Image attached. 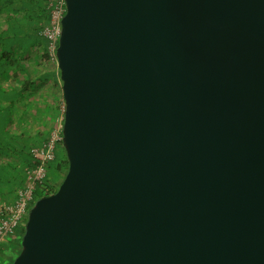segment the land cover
<instances>
[{"label": "water", "instance_id": "obj_1", "mask_svg": "<svg viewBox=\"0 0 264 264\" xmlns=\"http://www.w3.org/2000/svg\"><path fill=\"white\" fill-rule=\"evenodd\" d=\"M67 169L7 264H264V0H64Z\"/></svg>", "mask_w": 264, "mask_h": 264}, {"label": "trees", "instance_id": "obj_2", "mask_svg": "<svg viewBox=\"0 0 264 264\" xmlns=\"http://www.w3.org/2000/svg\"><path fill=\"white\" fill-rule=\"evenodd\" d=\"M47 3L48 0H0V203H12L24 185L26 171L33 166L30 151L46 141L53 124L48 115L58 112V98H52L51 105L44 99L35 112L33 109L34 91L39 84L52 82L54 92L58 88L60 91L61 86L59 71L51 64L46 42L40 35L49 20ZM35 45L41 53L34 67L19 57ZM34 116L40 117L43 125L41 131L33 133ZM66 169L65 153L59 143L54 159L46 164L45 178L34 192L33 202L54 192ZM22 235L20 224L14 232L17 252Z\"/></svg>", "mask_w": 264, "mask_h": 264}, {"label": "built area", "instance_id": "obj_3", "mask_svg": "<svg viewBox=\"0 0 264 264\" xmlns=\"http://www.w3.org/2000/svg\"><path fill=\"white\" fill-rule=\"evenodd\" d=\"M49 20L40 35L46 42L50 62L56 65L55 50L61 33V19L65 14L64 0H48ZM64 114L63 101L58 106V114L53 120L51 130L45 142L30 151L33 166L28 168L24 185L16 192L12 203H0V245L14 237L15 229L26 221L27 213L32 206L33 194L41 185L46 175V164L54 159L56 146L62 140Z\"/></svg>", "mask_w": 264, "mask_h": 264}, {"label": "crops", "instance_id": "obj_4", "mask_svg": "<svg viewBox=\"0 0 264 264\" xmlns=\"http://www.w3.org/2000/svg\"><path fill=\"white\" fill-rule=\"evenodd\" d=\"M20 53V52H19ZM40 53H41V50H40V47L38 46H32L30 48H28L27 52L22 54V56H20L19 58L23 60L24 63H27V64H30V65H33L35 67L36 64H38V57L40 56ZM57 69V67H55ZM37 66H36V70L37 71ZM33 70V71H34ZM56 71V70H55ZM37 73V72H36ZM51 83H47L45 85H41L39 84L38 85V88L35 89L34 91V101H33V109H34V112L36 110V108L40 107L41 106V102L44 100V99H47V103H49V105H51V100H52V95L54 94L53 90L51 89ZM56 92V91H55ZM56 94V93H55ZM57 101V100H56ZM63 101V100H62ZM61 101V102H62ZM59 102V104L61 103ZM57 111H58V108H57ZM54 113L55 114V117L56 115L58 114V112L56 113V111H53V112H50V114ZM48 115V116H49ZM35 117V116H34ZM50 117V116H49ZM54 117V119H55ZM39 118V119H38ZM35 117L33 120H32V123L34 125V128L32 129L33 133L36 132V131H41L42 130V121H41V118L40 117ZM9 241H12L15 243L16 241V236H14L13 238H11ZM2 246V245H0Z\"/></svg>", "mask_w": 264, "mask_h": 264}, {"label": "rangeland", "instance_id": "obj_5", "mask_svg": "<svg viewBox=\"0 0 264 264\" xmlns=\"http://www.w3.org/2000/svg\"><path fill=\"white\" fill-rule=\"evenodd\" d=\"M54 67H57L56 65H53ZM58 88V87H57ZM55 91L56 92H54V94H53V96H52V98L53 99H56V98H58V100H59V102H61L60 100H61V86H60V91H59V88H58V90L57 89H55ZM56 93V94H55ZM57 100V99H56ZM55 100V101H56ZM50 116V117H49ZM48 117H49V119L51 120L52 119V121L54 120V117H55V114L54 113H52V114H50ZM59 151V150H58ZM48 174L49 175H51L52 174V171L50 170L49 172H48ZM22 237V236H21ZM16 241H15V243L14 242H12V241H9V239L8 240H6V241H4L3 243H2V246H0V264H7L9 261H12L14 258H15V256L17 255V251H16Z\"/></svg>", "mask_w": 264, "mask_h": 264}]
</instances>
